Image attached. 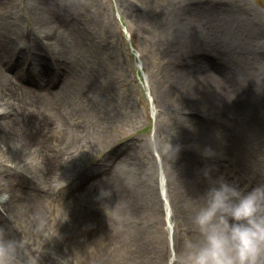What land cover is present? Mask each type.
Wrapping results in <instances>:
<instances>
[{
    "label": "rangeland",
    "instance_id": "obj_1",
    "mask_svg": "<svg viewBox=\"0 0 264 264\" xmlns=\"http://www.w3.org/2000/svg\"><path fill=\"white\" fill-rule=\"evenodd\" d=\"M209 41L229 67L176 68ZM220 177L264 184V0H0L17 264H168Z\"/></svg>",
    "mask_w": 264,
    "mask_h": 264
},
{
    "label": "clouds",
    "instance_id": "obj_2",
    "mask_svg": "<svg viewBox=\"0 0 264 264\" xmlns=\"http://www.w3.org/2000/svg\"><path fill=\"white\" fill-rule=\"evenodd\" d=\"M109 195L102 189L99 198ZM194 207L191 224L200 239L189 235L168 264H264V184L242 189L220 177ZM19 250V242L0 229V264H17Z\"/></svg>",
    "mask_w": 264,
    "mask_h": 264
},
{
    "label": "bare ground",
    "instance_id": "obj_3",
    "mask_svg": "<svg viewBox=\"0 0 264 264\" xmlns=\"http://www.w3.org/2000/svg\"><path fill=\"white\" fill-rule=\"evenodd\" d=\"M61 37V39H62V41L66 44V45H68L70 48H74V46H73V44L71 45L67 40H65L62 36H60ZM3 43H5V45L3 44V46H4V48H8L9 47V45H11V44H9L8 42H7V39L6 38H4V41H3ZM40 45H42V43L40 42L39 43ZM39 44H38V47L40 48V49H42V47H40L39 46ZM210 52H212V56H213V53L215 54V56L217 57V56H222L220 53H219V51H218V49L214 46V45H210ZM12 52V51H11ZM7 53H9L10 54V51H5V54H7ZM221 58H223L222 59V61H226L227 62V65H226V68L227 67H229V65H231V60H230V57L228 56V55H224V56H222ZM219 64V63H218ZM221 66V65H220ZM53 66H52V64H50L48 61H45L44 62V64H43V67H42V79L44 80V81H47V80H49L50 79V76L48 75L49 73H50V71H53ZM255 182H260V180H259V178L258 177H256L255 178ZM155 259L156 260H160V258L156 255L155 256Z\"/></svg>",
    "mask_w": 264,
    "mask_h": 264
}]
</instances>
